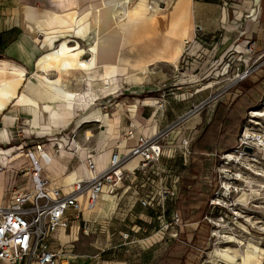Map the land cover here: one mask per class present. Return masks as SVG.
Returning <instances> with one entry per match:
<instances>
[{
    "label": "crops",
    "instance_id": "crops-1",
    "mask_svg": "<svg viewBox=\"0 0 264 264\" xmlns=\"http://www.w3.org/2000/svg\"><path fill=\"white\" fill-rule=\"evenodd\" d=\"M8 1L0 0V8ZM228 1H168L158 12L156 21L148 24V33L127 44L124 37H113L100 30L97 52L100 66L126 64L123 58L131 63L145 58L134 47L163 36L175 42L186 41L175 63L155 61L149 65L152 71L142 83L123 80L126 87L118 89L115 105L109 112L99 104L109 95L94 100L85 108L39 96L37 81L41 73L36 63L41 55L67 38L72 41L71 45L79 43L85 50L82 59L86 60V54L92 58L88 49L94 37L90 33L80 37L75 33L77 25H67L63 28L66 34L53 33L52 43H49L43 33L33 34L30 26L37 19L45 18L48 11L80 10L86 0H14L11 2L14 4L13 19L6 16L5 9H0V68L24 72L23 76L0 72V203L24 186L22 155L15 154L20 151L22 138H28L31 145L50 140L59 142L60 150L53 143L50 148H46L47 144L44 147L56 163L53 169L42 167V176L50 188L70 193L74 185L83 180L70 177L83 163L88 167L90 158L96 167L95 158L106 154L101 157L107 160L98 171L101 172L109 166L113 153H127L141 137L151 138L169 132L158 161L143 166L141 157H136L126 163V180L111 195L113 203L106 199L110 196H102L91 209L86 208L81 213L73 209L66 211L71 219L70 228L59 231L52 243L59 254L58 264H179L171 263L164 255L168 242L189 245L190 242L182 237L196 233L197 223L185 221L184 210L187 216L195 214L193 201L201 193L207 170L241 129L244 109L236 106L240 97L217 94L220 88L228 85V77L221 74L222 68L232 51L240 54L237 47L242 44H235L238 38L258 40L260 50L264 48V0L243 1L245 12L254 5H263L260 20L247 21L243 31L236 29L239 19L235 14L231 16ZM39 9L45 11L41 13ZM190 24L194 28L192 39L188 41L186 31ZM134 35L141 37L140 29L139 32L133 29L132 37ZM156 64L164 71L174 66L173 74H164L165 79L160 76V81L153 82L156 67H151ZM128 71L131 69L127 67ZM83 72L76 70L63 75V87L69 93H82L87 86L102 87L101 67L93 69L88 81ZM49 76L56 77V73ZM168 86L174 88L165 90ZM23 97L29 99L30 104H23ZM34 102L40 105L37 111L32 105ZM117 112L118 126L110 127L108 121ZM129 132L133 133L132 137ZM73 143L78 147L72 148ZM61 147L67 148L66 155L61 154ZM81 151L85 152L84 160ZM168 190L176 195L164 200ZM174 213H179L184 223L179 239L168 241L167 236L162 235V225L171 221ZM81 241L84 246L99 250V254L90 256L80 250L82 244L79 247L77 244ZM129 248L134 249L133 253L126 250Z\"/></svg>",
    "mask_w": 264,
    "mask_h": 264
},
{
    "label": "rangeland",
    "instance_id": "rangeland-1",
    "mask_svg": "<svg viewBox=\"0 0 264 264\" xmlns=\"http://www.w3.org/2000/svg\"><path fill=\"white\" fill-rule=\"evenodd\" d=\"M14 0H9L8 4L5 2L3 7L0 9L6 10V16L14 18ZM160 1V11L166 6V2L171 0H159ZM243 1L245 0H229L228 7L231 16L236 15L239 20H236V29L238 31H243L246 26L247 21H251L247 17L253 9H260V14L256 22L260 20L263 15V5L262 3L254 5L250 11L245 12L243 8ZM163 6V7H162ZM42 13L45 9H39ZM11 14H10V13ZM233 19V18H232ZM151 21L146 20L143 17L137 16L132 19H126L122 23L124 30V38L126 44L129 42H135L140 40L145 33H148L147 26ZM253 22V21H252ZM133 29L141 33V37L138 35H133ZM237 31V32H238ZM136 36V38H135ZM248 42L245 47H241L240 44ZM143 43H140L142 45ZM238 46L236 53L235 50L231 52L230 56H236L237 62L233 65L228 77L227 87L220 88L217 94L229 95L231 97H240L239 102L236 106L240 105L244 109L243 115L241 114V129L239 133L231 137L230 142H228L227 150L221 153L216 162L213 163L212 167L207 170V176L203 179L201 184V193L198 194L197 199L193 201V206L195 207V214L193 216H187L186 209L184 210L185 221L197 223V232L192 233L190 236L183 235L182 239L187 240L189 245H179L177 246L174 242H168L165 249L164 255L168 257V261L171 263L179 264H209L212 260V252L216 247L224 246L225 243H220V241L225 239V235L234 236L238 239L248 241L252 238H257L262 240V247L264 248V210L258 212L252 211L248 206L240 202V196L243 192L251 193L250 188L246 187L243 178L240 179V175L244 177L253 179L257 184H263L264 179L256 177L254 170L264 173V151L262 147H259L256 142L247 144L248 138L251 133L261 134L264 129L259 125H256L253 120L262 122L264 125V118L258 117L254 118L255 112L264 113V48L260 50L259 41L255 39H244L238 38L235 41ZM91 57L89 54L85 55V59L88 60ZM128 64L129 61H126ZM130 68V66H127ZM126 72L119 76L118 88L112 93L101 94L97 99H102L103 97L109 95L105 100L99 102L101 107L105 112H109L112 106L115 105V97L118 95V89H123L126 85H123L124 78L131 74V71ZM155 74L153 75V82L160 81V76L165 79L164 74H173L174 66H171L162 70L161 65H155L151 68H155ZM152 71V70H151ZM162 72L161 74L159 73ZM128 73V74H127ZM39 74V73H38ZM99 74V73H98ZM239 74V75H238ZM85 78L90 80V75L85 74ZM246 76L244 79H240V76ZM78 76V75H75ZM99 78V77H98ZM148 78V75H147ZM151 79V80H152ZM146 80V79H145ZM165 83V82H164ZM121 84V86H120ZM218 86V85H217ZM215 86V87H217ZM90 86L85 87V90ZM97 88V87H94ZM174 87L168 86L165 90H171ZM224 92V93H223ZM83 93V92H82ZM235 106V105H232ZM246 130L250 133L246 136ZM21 144L25 145L24 150L19 151L17 154H21L20 158L22 167L26 170L27 166L30 165L29 157H27L28 151L37 145H45L46 148H50V144L47 141H43L38 144H29L28 138H22ZM65 145V144H64ZM246 147H250L252 150H245ZM43 151H46L45 149ZM63 149V150H62ZM61 151H66L67 148H62ZM250 151V152H249ZM249 154H259V159L253 160L254 156ZM62 155H66V152H61ZM228 154H234L236 159L232 162L229 161ZM15 156V155H13ZM253 164V165H252ZM261 189V187L256 186V189ZM248 189V190H247ZM253 202L254 204L263 206V200L259 199L258 193H254ZM259 199V200H258ZM212 201L218 204L212 206ZM185 203V202H184ZM215 207V208H213ZM182 218V216H181ZM210 219V220H209ZM183 220V218H182ZM184 223V221H182ZM205 223L208 224L206 227ZM224 230V231H223ZM220 236V238H219ZM224 236V237H223ZM179 239L167 237V240ZM190 240V241H189ZM80 250L89 253L90 256H95L99 254V250L90 249L84 246V243L79 242ZM133 253L134 249H126ZM113 254V252L111 253ZM117 255V254H116ZM178 256L177 258L175 256ZM176 258V259H175ZM176 261V262H174ZM264 264V258L262 260Z\"/></svg>",
    "mask_w": 264,
    "mask_h": 264
},
{
    "label": "bare ground",
    "instance_id": "bare-ground-1",
    "mask_svg": "<svg viewBox=\"0 0 264 264\" xmlns=\"http://www.w3.org/2000/svg\"><path fill=\"white\" fill-rule=\"evenodd\" d=\"M159 10V0H86L85 5L81 6L80 10L72 9L63 13L48 11L45 18L37 19L33 24H31L30 31H32L33 34L39 35V33H43L46 37L45 40H49L48 42L52 43L51 39L53 33L65 35L66 33L63 32V28L65 26L77 25V30L75 33L78 36L85 37L86 34L90 33L92 34V37H94V40L93 44L88 49V51L92 53V58L89 61L82 59L81 56L85 53V50L80 46V44L77 43L76 45H71L70 42L72 41L67 38L62 40L55 48L48 50L41 55L36 63L37 70L41 73L40 76H38L37 81V84L39 85V96H46L48 97V100L51 101L77 104L78 108H85L88 107L101 94L112 93L117 90L119 86V76L126 72L127 66H130L133 72L124 78L125 83L138 84L147 79V75L151 73L149 65L153 64L155 61L167 60L171 63H175L183 48L185 47L186 41L175 42L166 36H163L159 40L150 43H143L142 45L139 44L137 46L135 45V51L142 55L141 57L144 56L145 58L137 59L133 63L129 62L128 64H125L123 62L124 64L120 65L104 64L100 66L97 62V52L99 49L98 38L100 30L110 36L123 38L124 30L122 23L126 21V19H132L140 16L148 21L155 22ZM111 22H113V24ZM172 22L174 24V21ZM110 24L112 25L109 26ZM193 28L194 26L190 24L188 30L186 31V38L188 41L192 39ZM45 45L46 43L44 44V47H46ZM245 45L246 43H242L241 47H245ZM122 61L126 62L127 59L125 60V58H123ZM98 67L102 68V87H99V85L97 88H88L83 93L77 94L69 93L63 87L64 74H69L70 71L76 70L84 71L85 73L90 74L92 73L93 69ZM0 72H11L12 74H18L20 76L24 75V72L22 71H8L5 68H0ZM52 72L56 73V77L51 78L49 76ZM21 101L23 104H30V100L25 97H23ZM32 105L35 107L36 111L40 108L38 103L36 104L34 102ZM256 117H258L257 119L260 117L264 118V113L255 112L254 118ZM253 122L264 129L262 122L257 120H253ZM118 123L119 112H117L113 118L108 121L110 127H117ZM249 133L250 132L246 130V136ZM256 137L257 134L251 133L246 143L250 144L256 142V144L259 147H262V150L264 151V131L259 134L258 138ZM73 144L74 145L72 148H75L76 143ZM62 148L63 147H61V149ZM61 152L65 153V151ZM103 155L105 156L106 154H99L95 158L97 172L102 169V165L107 164L106 157L101 158L104 157ZM248 155L254 156L253 160L256 161L260 157L258 153H248ZM81 157L83 160L85 159V152L81 151ZM35 158L37 159V162L41 168L48 167L53 169V166L56 163L50 152L43 150L36 151ZM227 158L229 161L233 162L236 159V156L234 154H228ZM29 160L33 164L31 157ZM254 172L256 177L261 178L262 180L264 179L263 172H259L257 170H254ZM93 174L94 173H92L86 166V163H83L77 168L70 179H90ZM242 178L243 182L246 184V187L250 188L251 193L243 192L240 196V202L248 206V208L252 211L255 210V212H258L256 208L260 209V212L263 211V206H256L254 204L253 196H255L254 193H258L259 199L263 200L262 203L264 204V183L257 184L255 180L240 175V179ZM256 186L261 187V189H256ZM106 199L110 203H113L114 201L111 196ZM220 243H225L226 245L222 247L218 245V247H216V249L211 254L212 260L209 262V264H262V260L264 258V248L262 247L261 239L252 238L248 241H245L234 236L225 235V239L220 241Z\"/></svg>",
    "mask_w": 264,
    "mask_h": 264
},
{
    "label": "built area",
    "instance_id": "built-area-1",
    "mask_svg": "<svg viewBox=\"0 0 264 264\" xmlns=\"http://www.w3.org/2000/svg\"><path fill=\"white\" fill-rule=\"evenodd\" d=\"M259 14V8L253 9L247 18L257 21ZM236 62V56H229L221 74L229 75ZM246 77L240 76V79ZM132 136L133 133L129 132V137ZM168 137L169 132H163L155 137L139 138L136 146L127 153H113L109 166L98 173L90 158L88 168L94 174L90 179L77 182L70 193L50 188L43 178L35 153L44 150L45 145L29 150L27 156L31 157L33 164L30 162L26 170L21 169L25 177L24 186L0 203V264H58L59 254L52 243L59 231L70 228L71 219L66 211L73 209L81 213L86 208H93L100 197L114 195L126 180V163L136 157H141L143 166L158 161ZM52 143L60 150L58 141H48V144ZM24 148L25 145H19L20 151ZM175 195L174 191L168 190L164 193V200ZM143 204L147 205V202ZM216 205L212 201V206ZM182 224L181 215L174 213L171 221L162 225L163 237L178 238Z\"/></svg>",
    "mask_w": 264,
    "mask_h": 264
},
{
    "label": "water",
    "instance_id": "water-1",
    "mask_svg": "<svg viewBox=\"0 0 264 264\" xmlns=\"http://www.w3.org/2000/svg\"><path fill=\"white\" fill-rule=\"evenodd\" d=\"M245 150H250L251 151L252 149L250 147H246Z\"/></svg>",
    "mask_w": 264,
    "mask_h": 264
},
{
    "label": "trees",
    "instance_id": "trees-1",
    "mask_svg": "<svg viewBox=\"0 0 264 264\" xmlns=\"http://www.w3.org/2000/svg\"><path fill=\"white\" fill-rule=\"evenodd\" d=\"M230 113H231V111H230ZM226 121H227V119H225V121H224V126L226 125Z\"/></svg>",
    "mask_w": 264,
    "mask_h": 264
}]
</instances>
